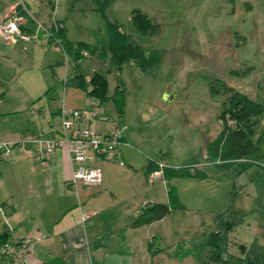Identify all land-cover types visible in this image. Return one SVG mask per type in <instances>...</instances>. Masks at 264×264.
<instances>
[{
	"label": "crops",
	"instance_id": "crops-1",
	"mask_svg": "<svg viewBox=\"0 0 264 264\" xmlns=\"http://www.w3.org/2000/svg\"><path fill=\"white\" fill-rule=\"evenodd\" d=\"M19 1L40 20L48 21L51 14L62 20L69 41L89 44L70 36V24L77 29L79 22L72 17L73 5L64 11L60 0H8L0 3V16L9 14ZM24 26L29 32L35 30L33 22ZM40 37L42 42L5 40L0 36V144L11 146L6 158L1 157L0 147V238L28 236L34 241L23 260L0 259V264L214 263V249L207 244L211 233L219 231L221 247H227H223L224 234L237 233L234 226L242 223L237 220H248L240 200L259 197L258 180L253 175L246 176V166L239 165L241 160L218 161L211 157L202 164L195 161V167L206 176L170 180L184 208L172 209L149 224L132 226L141 205L168 203V183L164 177L148 179L149 162L162 160L178 166L162 156L155 159L156 155L170 154L169 148H136L144 146L145 135L133 134L126 128L118 154L113 159L97 161L102 182L96 186L79 185L75 191L68 183L73 165L66 147H55L44 159V145L28 139L58 138L62 105L68 109L91 108L81 81L87 83L95 74L106 77L107 54L96 51L81 57L74 67L71 59L65 62L68 56L60 46L49 42L42 33ZM163 94L165 99L170 96L169 92ZM107 101L114 110L112 102ZM102 103L98 101L103 115L94 122L99 132L110 129V118L115 115L110 116ZM163 112L155 118H151L152 111L148 113L149 124L163 122L167 127L170 110ZM88 124L93 125V121ZM208 139L213 140L209 135ZM209 142L204 144L205 149ZM202 165L212 167L203 169ZM228 178L238 179V192L236 183L230 185ZM247 227L241 237L248 250L240 256L241 261L264 264V230L251 228L250 223ZM249 253L254 254L253 259Z\"/></svg>",
	"mask_w": 264,
	"mask_h": 264
},
{
	"label": "rangeland",
	"instance_id": "rangeland-1",
	"mask_svg": "<svg viewBox=\"0 0 264 264\" xmlns=\"http://www.w3.org/2000/svg\"><path fill=\"white\" fill-rule=\"evenodd\" d=\"M7 1L0 0V3ZM72 3V17L79 22L77 29L71 24L68 26L70 36L87 40L103 54L101 48L107 45L106 23L94 9L95 3L93 0H60L59 4L66 11ZM135 9L148 18L150 28L147 32L140 31L133 24L132 12ZM106 15L118 22L132 42L144 49L159 52V62L147 71H142L133 62H129L119 71L106 74V96L110 99L115 95L122 107L120 130L128 128L133 134L145 135L144 146L136 147L132 143L129 145L146 151L169 148L170 154L156 155L155 159L162 156L168 163L173 162L178 167L190 162L199 161L202 164L210 160L211 156L204 144L209 142L208 135L214 139L222 128L223 120L216 112L218 104L226 101L224 92H228L218 81L211 86L215 68L229 54V50L221 43L225 39L223 34L231 30L246 37L242 51L245 57L251 58L245 66L250 65L252 72L237 83L228 81L227 77L226 79L228 85L252 96L255 90L252 81L258 71L260 81L264 83V0H110ZM226 61L229 62V59ZM226 73L227 70L223 69V74ZM118 84L122 90L116 92ZM261 90L259 88L255 95L258 103L264 102ZM229 91L234 89L229 88ZM164 92H169L168 99L164 98ZM103 102L102 106L107 108L110 116L116 114L115 108L113 110L107 100ZM167 103L169 107L166 109L156 107ZM168 110L170 118L166 120L169 123L167 127H164L163 122L149 124L148 113L152 111L151 118H155ZM94 122L93 128L96 129ZM112 128L111 124L109 130ZM252 138L259 146V153L252 160H246L247 163L241 161L239 165L246 166L243 169L246 176L250 178L253 175L261 187L256 200H240L248 220H237L243 223H236L234 226V229H238L237 233L224 234L223 247L226 244L227 247L223 248L222 257L228 259L230 264H252L241 261L240 258L247 254V244L241 234L247 233L248 223L251 228L264 230V113L258 117ZM211 167L201 166L203 169ZM228 183H236L235 191L238 192V179L234 181L228 178ZM236 204L237 201L233 207ZM248 256L253 259L254 254L249 253Z\"/></svg>",
	"mask_w": 264,
	"mask_h": 264
},
{
	"label": "trees",
	"instance_id": "trees-1",
	"mask_svg": "<svg viewBox=\"0 0 264 264\" xmlns=\"http://www.w3.org/2000/svg\"><path fill=\"white\" fill-rule=\"evenodd\" d=\"M77 1V0H73ZM95 3V10H97L103 17L106 23L107 30V45L101 50L107 54V70L109 72H117L126 63L133 62L142 71H147L156 66L159 62L158 50H147L130 40V37L124 33L117 21L111 20L106 15V9L110 0H93ZM73 5V3H72ZM15 9L20 8L19 4L14 6ZM24 15V11H21ZM133 24L142 32H147L150 28L148 18L140 12V10H133ZM50 15L45 24L51 25V35L45 38L52 43L57 44L67 54L68 58L72 60L75 67L76 61L81 57H86L94 54L98 47H92L86 42H72L65 36V26L62 20L52 18ZM43 21V20H42ZM28 22H32L31 20ZM35 25V24H34ZM24 31L29 32L25 26L22 27ZM44 38V39H45ZM89 97H93L98 101L108 100L106 96L107 79L106 77L95 74L87 83L81 81ZM121 85L118 84L117 91H121ZM116 111L118 118L121 113V105L117 101L115 95L109 99ZM232 103L225 107L220 114V119L223 120L221 130L215 138L207 143L206 149L214 160L229 161V160H252L253 157L259 153V146L253 140L255 126L258 123V117L264 113V103H258L248 100L247 96L233 92L231 97ZM121 102V101H120ZM162 161V160H159ZM164 162V161H162ZM196 162H190L185 166L173 167L168 166L163 168L162 177L168 183V203L152 202L140 206L136 216L133 219L132 226H140L149 224L153 221L162 219L170 213L172 209H183L184 205L181 202L176 187L170 184V180L196 177L203 178L206 174L197 169ZM193 167V168H192ZM158 166L154 161H150L146 172L149 173ZM193 170V172L191 171ZM2 236L0 239L5 238ZM207 244L214 249L211 261L220 262L221 264H230L228 259L222 257L221 235L219 231L211 233Z\"/></svg>",
	"mask_w": 264,
	"mask_h": 264
},
{
	"label": "built area",
	"instance_id": "built-area-1",
	"mask_svg": "<svg viewBox=\"0 0 264 264\" xmlns=\"http://www.w3.org/2000/svg\"><path fill=\"white\" fill-rule=\"evenodd\" d=\"M18 4L20 8H13L9 14L0 16V36L3 39H21L23 41L35 39L42 42L40 33L45 36L51 35V25L45 24L44 21L30 12L24 2L20 1ZM21 11H24L25 15ZM30 20L35 24V30L26 32L22 27ZM65 62H69L68 57L65 58ZM2 93L0 87V97ZM90 103L93 107L90 109H68L62 105L59 110L61 131L58 138L33 139L30 137L28 139L44 145L45 150L41 152L44 159L55 147H66L73 165L72 175L68 183L75 191L79 185H99L102 182V169L97 161L113 159L118 154L121 144L124 143L118 115L115 114L110 118L113 128L108 131L99 132L93 128V125L88 124L101 118L100 115L103 113L95 98L90 97ZM0 147L3 149L1 157H8L11 146L1 143ZM154 162L158 168L149 173L150 180L161 178L163 168L170 166L159 160H154ZM33 243V239L28 236L23 238L6 236L0 239V259L19 262L26 257Z\"/></svg>",
	"mask_w": 264,
	"mask_h": 264
},
{
	"label": "flooded vegetation",
	"instance_id": "flooded-vegetation-1",
	"mask_svg": "<svg viewBox=\"0 0 264 264\" xmlns=\"http://www.w3.org/2000/svg\"><path fill=\"white\" fill-rule=\"evenodd\" d=\"M223 36H225L223 37L225 39L221 40V43L226 47L227 50H229V54L227 57V59H229V62L226 61L227 59L226 60L222 59L221 65H218L215 68L214 76L211 79L212 81L211 86L213 87L215 83L218 81V83L221 84V87L225 91H228L229 93L224 92L225 93L224 97L226 101L224 100L223 102L218 104L217 112H216L217 116H220L224 108L228 107L232 103L231 97L233 92L243 94L247 96L248 100L254 102H256L255 95L257 94V90L259 88H261L262 89L261 92L264 93V86H263L264 83L262 84L260 81L259 71L256 73L252 81L255 85V90L253 91L252 96L240 91L239 89L235 88V86L233 85H228L229 80L237 83L238 81L246 78V76H248L249 73L252 72L251 70L252 67H250V65L245 66V64H247L248 61H251V58L245 57L242 51L243 48L245 47L244 39H246V37L240 35L237 31H231V30L225 31ZM223 69L227 70V73L225 75L223 74ZM226 77L228 78V81ZM214 88L215 90L217 89L216 87ZM229 88L231 89L233 88L234 91H229Z\"/></svg>",
	"mask_w": 264,
	"mask_h": 264
}]
</instances>
